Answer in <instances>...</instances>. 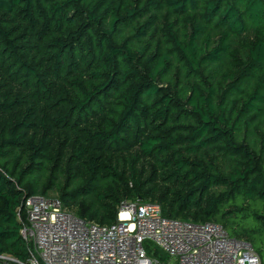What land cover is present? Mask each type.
I'll return each instance as SVG.
<instances>
[{
    "label": "trees",
    "instance_id": "trees-1",
    "mask_svg": "<svg viewBox=\"0 0 264 264\" xmlns=\"http://www.w3.org/2000/svg\"><path fill=\"white\" fill-rule=\"evenodd\" d=\"M51 193L215 222L264 264V0H0V254L26 261Z\"/></svg>",
    "mask_w": 264,
    "mask_h": 264
},
{
    "label": "built area",
    "instance_id": "built-area-1",
    "mask_svg": "<svg viewBox=\"0 0 264 264\" xmlns=\"http://www.w3.org/2000/svg\"><path fill=\"white\" fill-rule=\"evenodd\" d=\"M22 211L28 258L0 254V264H164L147 242L175 264H261L252 246L222 225L167 218L154 202H123L111 225L86 221L51 196H26Z\"/></svg>",
    "mask_w": 264,
    "mask_h": 264
},
{
    "label": "rangeland",
    "instance_id": "rangeland-1",
    "mask_svg": "<svg viewBox=\"0 0 264 264\" xmlns=\"http://www.w3.org/2000/svg\"><path fill=\"white\" fill-rule=\"evenodd\" d=\"M50 196H51V197H56L57 194H56V193H51ZM147 243H149V242H147ZM147 243H145V245H146ZM149 245H150L151 250L153 251L154 246H153L152 244H149ZM168 264H175V263L172 262V261H169Z\"/></svg>",
    "mask_w": 264,
    "mask_h": 264
}]
</instances>
